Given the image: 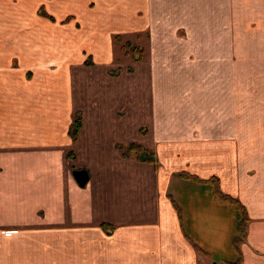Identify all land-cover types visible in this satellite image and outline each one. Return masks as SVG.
<instances>
[{
	"label": "crops",
	"instance_id": "crops-1",
	"mask_svg": "<svg viewBox=\"0 0 264 264\" xmlns=\"http://www.w3.org/2000/svg\"><path fill=\"white\" fill-rule=\"evenodd\" d=\"M181 173L264 264V0H0V264H211Z\"/></svg>",
	"mask_w": 264,
	"mask_h": 264
},
{
	"label": "rangeland",
	"instance_id": "rangeland-1",
	"mask_svg": "<svg viewBox=\"0 0 264 264\" xmlns=\"http://www.w3.org/2000/svg\"><path fill=\"white\" fill-rule=\"evenodd\" d=\"M129 40L133 44H139L142 46L144 44V37L142 36L141 39L136 40L133 36L126 37L123 39V42ZM122 45V44H121ZM121 45H117L115 53L116 56H118L119 59H124V55L122 52L118 51V48ZM189 183V182H187ZM193 189V190H192ZM189 190H192L196 195V199L193 202L192 206V213L188 216V210H187V216L189 217H195V222L198 224V226L201 228L199 231V234L203 232V230L209 229L212 234L216 237V246L215 249H212L213 251L211 253H208L210 258H212V263H218L221 264L223 261H229L233 260L232 253L234 250L233 248V239L236 234V228H237V213L235 214V208H215L212 204L209 202V195L215 191L214 187H198V185L193 184H187L186 192L188 193ZM188 209V208H187ZM214 213L215 216L213 219L210 218L208 215V212ZM186 224V229L188 232H190L189 225L191 221L189 219H186L184 222ZM188 225V228H187ZM207 226L203 228L202 226ZM210 226V227H209ZM243 241V239H242ZM232 258V259H231Z\"/></svg>",
	"mask_w": 264,
	"mask_h": 264
},
{
	"label": "trees",
	"instance_id": "trees-1",
	"mask_svg": "<svg viewBox=\"0 0 264 264\" xmlns=\"http://www.w3.org/2000/svg\"><path fill=\"white\" fill-rule=\"evenodd\" d=\"M113 41H114V45L116 46L122 44L119 47V50L123 53L125 57L127 56L132 57L134 62L143 61L144 50L141 46H139V44L136 43L133 44L127 40L123 42V38L121 36H115ZM80 125L81 124H80L79 115L75 114L74 124H73V137H75L77 132L79 131ZM120 149H122L124 158H128L130 155H132L133 158L138 162L150 163V164L155 163L154 153L139 144L132 143L126 147H120ZM179 177L184 180L196 181L201 183H211L214 186L216 195L220 200L228 202L236 207L238 211V219H237L236 234L232 244L238 258L236 259L235 262L227 263V264H242L240 245L242 243L243 236L246 233V226L248 223V217L244 207L236 199H233L227 195H223L219 190L218 181L216 179H209L208 181H202L192 175H188L184 173L179 174Z\"/></svg>",
	"mask_w": 264,
	"mask_h": 264
},
{
	"label": "water",
	"instance_id": "water-1",
	"mask_svg": "<svg viewBox=\"0 0 264 264\" xmlns=\"http://www.w3.org/2000/svg\"><path fill=\"white\" fill-rule=\"evenodd\" d=\"M73 176L80 187H84L86 185L88 181V175L85 171H74Z\"/></svg>",
	"mask_w": 264,
	"mask_h": 264
}]
</instances>
